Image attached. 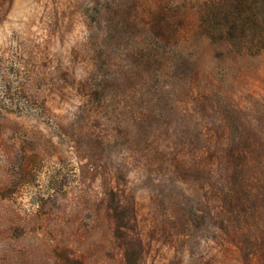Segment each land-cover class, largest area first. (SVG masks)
<instances>
[{"label": "rangeland", "instance_id": "1", "mask_svg": "<svg viewBox=\"0 0 264 264\" xmlns=\"http://www.w3.org/2000/svg\"><path fill=\"white\" fill-rule=\"evenodd\" d=\"M206 1L0 0V264H264V54Z\"/></svg>", "mask_w": 264, "mask_h": 264}, {"label": "trees", "instance_id": "2", "mask_svg": "<svg viewBox=\"0 0 264 264\" xmlns=\"http://www.w3.org/2000/svg\"><path fill=\"white\" fill-rule=\"evenodd\" d=\"M198 13L197 31L210 42L227 45L237 56L264 54V0H208Z\"/></svg>", "mask_w": 264, "mask_h": 264}]
</instances>
